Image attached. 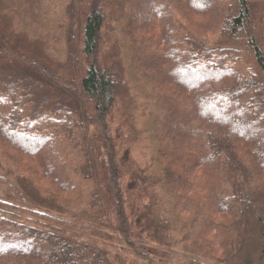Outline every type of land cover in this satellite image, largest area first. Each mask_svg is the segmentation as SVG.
<instances>
[{
    "label": "trees",
    "instance_id": "trees-1",
    "mask_svg": "<svg viewBox=\"0 0 264 264\" xmlns=\"http://www.w3.org/2000/svg\"><path fill=\"white\" fill-rule=\"evenodd\" d=\"M0 264H264V0H0Z\"/></svg>",
    "mask_w": 264,
    "mask_h": 264
}]
</instances>
